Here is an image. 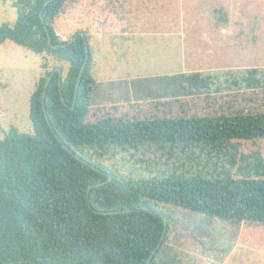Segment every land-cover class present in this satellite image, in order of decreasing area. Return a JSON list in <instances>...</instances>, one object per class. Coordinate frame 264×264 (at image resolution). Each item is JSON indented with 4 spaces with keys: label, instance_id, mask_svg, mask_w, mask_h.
<instances>
[{
    "label": "trees",
    "instance_id": "trees-1",
    "mask_svg": "<svg viewBox=\"0 0 264 264\" xmlns=\"http://www.w3.org/2000/svg\"><path fill=\"white\" fill-rule=\"evenodd\" d=\"M45 1L17 0L16 20L0 24V44L11 40L34 53H45L68 63L60 83L65 104L60 98L58 72L44 87L52 71L46 69L30 96L33 134L10 126L0 140V264H144L159 242L166 218L164 238L149 262L161 264L157 261L170 220L154 209L153 201L236 223H264V161H260L259 152L254 149L248 155L254 156L255 164L246 172L127 182L119 181L91 158L77 153L80 146L127 149L145 143L202 142L223 146L230 141L257 142L264 140V111L190 115L181 111L190 112L193 105L184 107L185 99L173 96L155 102L154 110L162 115L137 117L124 112L117 116L114 111L124 108V104L104 103L94 106V119H89L95 85L90 74V48L71 109L77 75L85 57L83 38L78 35L69 45L52 48L39 13L52 44L63 43L82 30L61 40L53 22L67 0H49L43 7ZM82 32L88 41L87 32ZM182 78L193 80L200 75L178 74L158 79L162 80L163 89L170 87L180 97L201 94L207 87L206 81L201 91H187ZM146 82L153 83L152 79ZM173 108L180 112L174 114ZM62 142L99 170L75 159ZM106 173L112 179L88 191L89 185L105 181ZM92 209L128 211L102 214Z\"/></svg>",
    "mask_w": 264,
    "mask_h": 264
},
{
    "label": "rangeland",
    "instance_id": "rangeland-1",
    "mask_svg": "<svg viewBox=\"0 0 264 264\" xmlns=\"http://www.w3.org/2000/svg\"><path fill=\"white\" fill-rule=\"evenodd\" d=\"M16 1L0 2V24L13 23L16 20L18 17L17 7L14 5ZM74 1L76 0H67L64 4L65 7H71L70 18L74 14L72 13ZM76 9L83 13L89 12L87 7ZM58 15L54 19L53 27L58 37L66 40L76 30L73 27L76 25L75 22L58 19ZM77 16L75 20L81 21ZM79 23L82 25L83 22ZM88 46L93 51L91 42H88ZM251 48L252 51L244 61L249 66L233 73L217 74L211 78L212 82H207V87L201 94L183 97H180L179 93L173 94L174 91L170 87L164 88L167 89L164 91V84L158 86L156 82L151 86L149 83L138 82L145 78L161 76V71L168 69L154 66L158 50L148 49L149 51L142 52L139 50L137 53L129 55L126 53L124 56L101 48L102 60L96 62L94 79H105L106 84H98L94 89L88 118L94 119L92 114L94 106L104 103L124 104V108L114 111L117 116L123 115L124 112L137 117L162 115L154 110L155 102L174 97L184 98V107L193 105L190 112L184 107L185 111H181L190 115L264 111V37L257 34ZM152 52L155 53L154 57ZM128 64L131 65L127 66ZM56 67L60 70L62 68L61 72L64 75L68 63L45 53H34L11 40L0 44V140L10 126H15L20 132L33 134L29 118L30 96L44 71ZM134 78L136 79L131 81ZM184 83L188 87L187 91L193 92L200 90L206 81L201 77L198 81L190 80ZM172 111L174 114L180 112L178 108H173ZM253 149L259 152L257 155L263 162L264 140L247 144L230 141L223 146L202 142L145 143L129 146L127 149H119L116 146L101 148L80 146L76 151L113 173L119 181L127 182L164 176L210 177L222 175L226 171L246 172L255 164L254 156L248 155ZM151 205L156 211L166 214L170 220L166 241L157 262L264 264V223L254 222L256 226L242 223V227H238L235 221L211 217L171 203L153 201ZM238 239L240 243L234 245Z\"/></svg>",
    "mask_w": 264,
    "mask_h": 264
},
{
    "label": "crops",
    "instance_id": "crops-1",
    "mask_svg": "<svg viewBox=\"0 0 264 264\" xmlns=\"http://www.w3.org/2000/svg\"><path fill=\"white\" fill-rule=\"evenodd\" d=\"M73 5L72 18L71 7L64 6L58 19L75 22V31L87 32L88 42L93 44V79L96 62L102 60L101 48L124 56L156 49L159 54L154 66L168 68L161 76L150 78L158 86L162 83L158 78L178 74H199L212 82L217 74L249 66L244 61L256 35L264 37V0H76ZM76 7H87L89 12ZM94 81L93 92L98 84H106L105 79ZM138 82L148 83L146 78ZM242 223L254 225L241 221L238 227ZM239 243L240 239L234 245Z\"/></svg>",
    "mask_w": 264,
    "mask_h": 264
},
{
    "label": "water",
    "instance_id": "water-1",
    "mask_svg": "<svg viewBox=\"0 0 264 264\" xmlns=\"http://www.w3.org/2000/svg\"><path fill=\"white\" fill-rule=\"evenodd\" d=\"M48 2H49V0L45 1L44 4H43V7L46 6ZM39 16H40V18H41V22H42V24H43V27H44V30H45V33H46L47 43H48L52 48H58V47H64V46H67V45H69L70 43H72V42L77 38L78 35L81 36V37L83 38V43H84V47H85V57H84V60H83L82 65H81V67H80V70H79V72H78L77 79H76V83H75L73 102H72V105L70 106V108L73 109V107H74V103H75V99H76V96H77V92H78L79 83H80V80H81V76H82V74H83V71H84V69H85V65H86V62H87V59H88V41H87V39L85 38L84 33H83V32H80V33H78V34L72 36L71 38H69L67 41H65V42H63V43L52 44V42H51V35H50V32H49V30H48V28H47V26H46V24H45V22H44V20H43V18H42V14H41V12L39 13ZM54 72H58V86H59L60 98H61L62 102L65 104L64 98H63V96H62L61 88H60L61 75H62V72H61L60 68L56 67V68H54V69L50 72L49 76H48L47 79H46V82H45V86H44V87L47 86V84H48L49 80L51 79L52 75L54 74ZM44 92H45V88H44V91H43V96H44ZM42 108H43V113H44V115H45V118H46V120L48 121V116H47V114H46V110H45L44 103H42ZM48 123L50 124L49 121H48ZM55 136H56V138H57L58 140H60V138H59L56 134H55ZM61 144H62V146H63V147H64V148H65V149H66V150H67V151H68V152H69V153H70L75 159H77V160H79L80 162H82V163H84V164L90 166V167L93 168V169L99 170V169H98L97 167H95L92 163H90V162L84 160L83 158H81L77 153H75L73 150H71V149H70L68 146H66L63 142H62ZM106 175H107V179H106L105 181H102V182L96 183V184H94V185H89V186H88V191H89L92 187H98V186H101V185L104 184V183L109 182V181L112 179V177H111L108 173H106ZM87 197H88V195H87ZM92 210H93V209H92ZM93 211L96 212V213H102V214H114V213L125 212V211H128V210H116V211H107V212L96 211V210H93ZM163 221H164V224H163V230H162V233H161V236H160L159 242H158V244H157L155 250H156L158 247H160L161 242H162V240H163V238H164V235H165V232H166V223H167L166 218H164ZM155 250H154V251H155ZM154 251L149 255V257L147 258V260L145 261L144 264H149V262H150V260H151V257H152V255H153V253H154Z\"/></svg>",
    "mask_w": 264,
    "mask_h": 264
}]
</instances>
